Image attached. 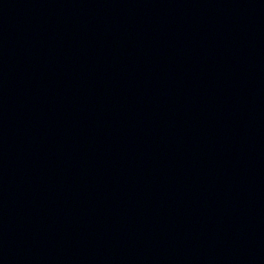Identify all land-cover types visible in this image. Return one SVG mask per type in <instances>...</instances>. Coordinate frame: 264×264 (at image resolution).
I'll return each instance as SVG.
<instances>
[{
    "label": "water",
    "instance_id": "water-1",
    "mask_svg": "<svg viewBox=\"0 0 264 264\" xmlns=\"http://www.w3.org/2000/svg\"><path fill=\"white\" fill-rule=\"evenodd\" d=\"M0 264H264V0H0Z\"/></svg>",
    "mask_w": 264,
    "mask_h": 264
}]
</instances>
